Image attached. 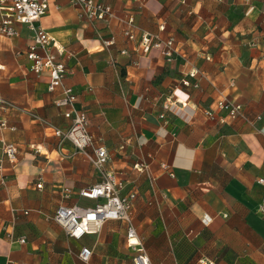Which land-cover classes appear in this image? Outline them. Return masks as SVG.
Instances as JSON below:
<instances>
[{
  "label": "crops",
  "instance_id": "crops-1",
  "mask_svg": "<svg viewBox=\"0 0 264 264\" xmlns=\"http://www.w3.org/2000/svg\"><path fill=\"white\" fill-rule=\"evenodd\" d=\"M47 1L36 25L64 51V84L86 113L95 146L109 154L105 171L122 181L123 195L136 193L140 246L128 245L124 221L74 239L53 220L60 207H94L80 192L102 176L18 110L70 126L54 104L61 91L50 93L48 74L31 71L33 32L17 25L19 35L1 50L0 92L16 108L5 113L16 131L3 137L19 156L0 183V264H86L84 248L92 251L88 264H134L141 248L150 264H264V0H95L134 16L137 37L173 39L172 63L158 49L144 54L117 21L90 23L72 0ZM221 97L241 104L253 122L223 112L209 120L204 112Z\"/></svg>",
  "mask_w": 264,
  "mask_h": 264
},
{
  "label": "built area",
  "instance_id": "built-area-1",
  "mask_svg": "<svg viewBox=\"0 0 264 264\" xmlns=\"http://www.w3.org/2000/svg\"><path fill=\"white\" fill-rule=\"evenodd\" d=\"M80 9V19L90 23H106L117 21L125 29L123 35L128 41H138L139 49L148 54L152 49H158L161 55L168 63L175 61L179 52L173 39L161 40L159 35H153L147 32H141L137 37L138 28L134 16H118L109 5H105L95 0H72ZM49 6L47 0H0V72L4 71V65L1 60L2 41L4 39L16 38L19 33L17 25H26L33 32V41L27 50L26 56L32 62L31 71L41 76L45 73L49 76L48 91L54 93L61 91V96L55 100L56 108L63 112L65 119L70 121L67 130H61L39 115L18 109L28 115L32 120L51 129L55 137L59 139V147L63 148L66 143H70L76 154H81L91 163V165L100 172L102 181L94 187L82 190L81 197L97 201V204L91 208L79 206L60 207L53 220L59 224L64 231L74 239H81L85 235L95 234L104 222L109 220L124 221L128 224V245L130 247L140 246L137 231L132 224L133 205L136 199V193L130 192L122 194L123 183L114 173L106 172V166L110 161L109 154L104 147H96L94 138L90 133V126L87 115L84 111L76 107L77 96L73 89L66 87L64 82L69 74V70L63 62L58 60L64 51L51 37V35L42 27L36 25L48 12ZM163 31L164 27L161 26ZM104 46L110 47L114 44L113 39L103 43ZM121 54L126 55L124 51ZM235 82H232L234 86ZM189 87L190 82H184ZM1 87V80H0ZM9 109H16L0 92V183L5 180L6 163L12 166L17 165L19 148L13 143L5 141L3 132L10 129L5 113ZM217 112H223L230 120H243L252 123L253 120L246 114L244 107L238 102L227 97H221L215 106V110H207L204 115L212 121L218 119ZM161 119H165L162 115ZM257 120H261L260 117ZM136 168V167H135ZM258 183L264 186V179H259ZM42 183L37 185L42 189ZM264 212V203L260 207ZM28 215L29 213H25ZM135 240V242H134ZM22 244L25 243L21 239ZM139 255L134 259V264H150V261L143 248L138 250ZM82 262L88 264L92 258V251L84 248L79 254ZM17 264V263H10Z\"/></svg>",
  "mask_w": 264,
  "mask_h": 264
},
{
  "label": "bare ground",
  "instance_id": "bare-ground-1",
  "mask_svg": "<svg viewBox=\"0 0 264 264\" xmlns=\"http://www.w3.org/2000/svg\"><path fill=\"white\" fill-rule=\"evenodd\" d=\"M134 242H135V240H134Z\"/></svg>",
  "mask_w": 264,
  "mask_h": 264
}]
</instances>
